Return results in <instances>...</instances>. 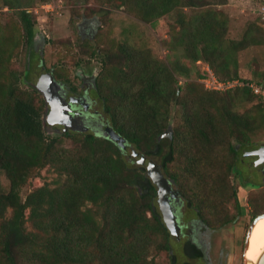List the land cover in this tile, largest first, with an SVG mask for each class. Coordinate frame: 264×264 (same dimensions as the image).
<instances>
[{
	"label": "trees",
	"instance_id": "obj_1",
	"mask_svg": "<svg viewBox=\"0 0 264 264\" xmlns=\"http://www.w3.org/2000/svg\"><path fill=\"white\" fill-rule=\"evenodd\" d=\"M109 1L150 23L179 11V28L172 32L173 46H183L185 55L193 61L203 59L215 69L228 66L224 53L227 18L223 11L207 7L202 0ZM20 3L5 0L10 8L18 9ZM184 8L197 11L188 15ZM16 11L19 21L0 23V171L10 181L7 191L0 190V264H150L152 251L171 259L170 231L159 207L158 188L146 168L131 166L126 150L106 134L64 132L78 142L72 148L60 146L59 136H48L44 97L38 95V87H22L26 72L11 67L23 40L29 45L35 43V16L25 5ZM29 50L31 63L37 52L33 47ZM102 59L104 69L95 78L94 90L111 114L110 127L129 145L147 155L160 156L164 151L161 138L169 135L163 132L169 128L170 103L180 99L176 74L149 52L127 47L121 53L106 52ZM119 63L130 69L124 70ZM181 72L188 74L190 69L185 67ZM55 74L68 80L57 70ZM227 74L219 77L248 79L237 71ZM256 80L264 82V78ZM202 85L210 95L257 100L251 107L256 115L226 110L216 121V112L203 101L198 111L188 114L190 130L184 141L197 153L186 156V174L194 185L193 192L198 189L199 196H210L218 190L209 186L211 179H219L222 168L237 169L240 148L254 144L252 133L264 127V101L249 86L217 91ZM177 132L168 136L170 149L161 163L168 175L181 183L180 174L168 171V164L176 156ZM213 136L227 143L226 155H211L213 146L207 148L206 144L212 143ZM232 136L239 138V145L231 143ZM199 140L205 142L203 148ZM47 164L67 174V179L55 187H37L23 199L22 187ZM9 209L12 215L7 217ZM28 220L34 229H28Z\"/></svg>",
	"mask_w": 264,
	"mask_h": 264
},
{
	"label": "rangeland",
	"instance_id": "obj_2",
	"mask_svg": "<svg viewBox=\"0 0 264 264\" xmlns=\"http://www.w3.org/2000/svg\"><path fill=\"white\" fill-rule=\"evenodd\" d=\"M209 8L221 10L227 18V33L224 37V53L228 66L215 67L200 59L193 61L185 55L183 46H173L175 38L172 32L179 28L177 17L179 11H174L160 17L156 22H145L134 12L125 7H118L109 0H20L19 7L27 6L36 18L35 43L27 44L24 39L16 50L11 67L24 70L22 87H37L40 79L41 61L46 65L45 71L54 70L67 75L68 86H74L81 91L84 86L95 83L97 75L104 69L103 54L106 52L121 53L125 47L132 50L149 52L153 59L164 61L176 74L180 87V99L174 100L169 106V128L163 137L164 151L159 155L148 154V157L162 161L163 155L169 152L171 141L168 136L179 134L176 140L175 160L168 164L170 173L180 174V187L186 198L199 203L203 216L212 230L206 234L211 244V256L214 264H244L243 245L253 217L264 212V170L263 173L255 167V160L246 155L248 150L264 146V127H259L251 135L254 144L240 148V159L237 169L221 170L219 179H211L209 186H217L216 195L207 196L192 191L191 178L186 174V156L196 152L192 144L185 143L184 136L189 134L190 124L188 114L199 110L206 104L217 114L231 110L233 114H245L251 110L257 100H240L236 95L211 94L204 91L202 77L210 68L217 76H227V73L237 71L242 77L264 78V0H202ZM19 7H17L19 9ZM18 9L6 6L5 0H0V23H11L18 20ZM185 9V8H184ZM181 10V9H179ZM191 15L194 10L186 8ZM197 11V10H196ZM94 28L95 38H89V30ZM253 38L260 40L254 42ZM243 42V43H242ZM37 54L29 62L30 48ZM95 52V54H92ZM120 64V63H119ZM124 70H129L127 65ZM189 68L188 74L181 72ZM89 95L94 101L93 109L98 110L104 121H111V114L105 108L104 99L93 89ZM39 96H43L40 91ZM215 106V107H214ZM120 114L123 115L120 111ZM254 118L252 117V122ZM258 122V120H255ZM44 122L48 136H59L58 143L65 148L78 144L74 137L66 136L56 130L47 120V110L44 109ZM260 125V124H259ZM210 132V131H209ZM198 139V137H197ZM231 143L239 145L240 140L232 136ZM203 148L202 141L199 140ZM213 146L211 155L216 157L226 155L227 143H220L215 136L207 148ZM136 149V147H135ZM206 148L203 150L208 151ZM141 151V150H140ZM208 153V152H207ZM209 155V154H208ZM131 166H136L125 154ZM67 174L61 173L55 165L47 164L31 176L21 189L23 199L35 188L48 184L55 187L67 179ZM256 183L255 184H252ZM216 184V185H214ZM10 181L4 171H0V190L7 191ZM216 206V207H214ZM29 214V210L27 212ZM12 215L8 210L7 217ZM149 215L150 212H149ZM29 230L34 229L30 220L26 223ZM173 239L177 235L173 234ZM176 264H183L185 257L178 255ZM150 264H166L171 259L164 253L154 251L148 257ZM195 263V262H194Z\"/></svg>",
	"mask_w": 264,
	"mask_h": 264
},
{
	"label": "flooded vegetation",
	"instance_id": "obj_3",
	"mask_svg": "<svg viewBox=\"0 0 264 264\" xmlns=\"http://www.w3.org/2000/svg\"><path fill=\"white\" fill-rule=\"evenodd\" d=\"M89 32V38H95L94 28H91ZM40 64L43 71L40 74V79L37 84L39 91L42 92V88L46 87V89L49 91V94L52 96V100L58 103L65 113L70 114V129L65 132H84L96 135L106 134L110 128V124L108 121H104L101 118V114L98 110L93 109L94 101L89 95V88L93 90L94 83L90 84V86L83 85L81 91H78V88L74 86H68L65 81L57 78L54 68L45 71L46 65L43 63V61H41ZM44 99L46 102L48 117L50 107L45 96ZM161 141L163 143V138H161ZM132 147L135 149L134 146ZM262 147L263 146L254 150H248L246 155L252 160H255V167L258 170L260 169L263 173L264 168H260L257 162L258 156L262 152ZM135 151L149 158L145 152L138 149H135ZM126 155L133 163L137 164L138 166L145 167L148 174V168L144 163L137 162L128 153ZM152 160L159 165L160 171L169 181L170 190L167 193V197L177 219V239H173V232L170 229L168 222L165 220L163 212L160 208L163 220L167 225L171 236V264L177 263L176 260L178 259V255H180V257H185L183 264H214L212 260L213 256H211V244L208 239L205 238V233H207L209 230H212L213 228L208 224L205 217L203 216L202 208L198 205V203L196 204L190 199L186 198L180 187L176 185L177 182L168 175L165 166L162 165L161 162L159 163L157 160ZM252 184L257 185L253 182ZM257 216L258 215H255L253 220ZM245 243L243 245V257Z\"/></svg>",
	"mask_w": 264,
	"mask_h": 264
},
{
	"label": "water",
	"instance_id": "obj_4",
	"mask_svg": "<svg viewBox=\"0 0 264 264\" xmlns=\"http://www.w3.org/2000/svg\"><path fill=\"white\" fill-rule=\"evenodd\" d=\"M43 89V95L45 96L47 103L50 107V112L48 114L47 120L50 124L58 131L65 132L70 129V114L65 113L58 103L52 100L51 94L46 89ZM107 136H110L113 140L117 141L119 145L127 151L131 157L137 162L144 163L148 168V174L151 177L152 181L157 185L158 188V203L163 212L165 220L168 222L170 229L173 234L178 233L177 219L169 203L167 193L170 190L169 181L164 177L163 173L160 171L159 165L154 162L152 159H149L143 156L141 153H137L135 149L127 144L125 138H123L119 133H117L113 128H109L106 133ZM261 153L258 156L257 162L260 168H264V146L261 149ZM139 158V159H138ZM264 217V212L259 214L251 223L247 236L246 243L244 248V264H248V259L246 258V252L249 246L250 236L252 234L253 228L257 221ZM258 264H264V253Z\"/></svg>",
	"mask_w": 264,
	"mask_h": 264
},
{
	"label": "built area",
	"instance_id": "obj_5",
	"mask_svg": "<svg viewBox=\"0 0 264 264\" xmlns=\"http://www.w3.org/2000/svg\"><path fill=\"white\" fill-rule=\"evenodd\" d=\"M205 86L212 90L225 91L238 86H249L264 101V82L254 79L228 78L222 79L217 76L210 68L201 79Z\"/></svg>",
	"mask_w": 264,
	"mask_h": 264
},
{
	"label": "bare ground",
	"instance_id": "obj_6",
	"mask_svg": "<svg viewBox=\"0 0 264 264\" xmlns=\"http://www.w3.org/2000/svg\"><path fill=\"white\" fill-rule=\"evenodd\" d=\"M264 253V217L255 224L246 252L248 264H258Z\"/></svg>",
	"mask_w": 264,
	"mask_h": 264
}]
</instances>
